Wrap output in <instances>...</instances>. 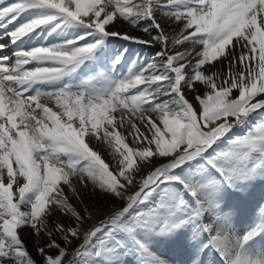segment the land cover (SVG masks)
I'll return each mask as SVG.
<instances>
[{
	"label": "snow or ice",
	"instance_id": "6c2138e0",
	"mask_svg": "<svg viewBox=\"0 0 264 264\" xmlns=\"http://www.w3.org/2000/svg\"><path fill=\"white\" fill-rule=\"evenodd\" d=\"M0 40V264H264V0H0Z\"/></svg>",
	"mask_w": 264,
	"mask_h": 264
},
{
	"label": "bare ground",
	"instance_id": "6f19581e",
	"mask_svg": "<svg viewBox=\"0 0 264 264\" xmlns=\"http://www.w3.org/2000/svg\"><path fill=\"white\" fill-rule=\"evenodd\" d=\"M137 35H141V33L137 32ZM7 40H0V43H3ZM115 46L117 48H120L121 46L128 47L129 48V53L130 55H140L143 58H148L154 54V49L148 48V47H142L136 44H129L128 42L124 41H119L116 40L114 41ZM4 52L10 54L12 52V48H6ZM3 54V53H0ZM235 95V93H234ZM191 99V96H189ZM100 146V145H99ZM98 146V147H99ZM100 148V147H99ZM102 156L107 160H110V157L107 155V152L103 151L102 148H100ZM86 202L89 203H95L98 207L103 206L104 208L108 207V202L107 201H101L99 199L93 200L91 197H85ZM248 203V202H247ZM250 208L254 210L255 206L258 204H264V193L260 197H256L255 195H252L250 197ZM247 207V206H246ZM250 209L249 213L252 211ZM249 217L248 215L245 216V222L247 223ZM26 245L31 252V254L39 259L37 256L35 244L40 243L43 244L45 241H37L35 239L34 235H29L28 232H25L22 237ZM161 254H163L169 261L170 264H194V258L191 251L187 248H185L182 244L180 243H175V244H162L160 247ZM202 260L207 264L209 260L214 261V264H222L221 260L219 257L215 254L212 253L211 255L205 254L202 257Z\"/></svg>",
	"mask_w": 264,
	"mask_h": 264
},
{
	"label": "rangeland",
	"instance_id": "374dc122",
	"mask_svg": "<svg viewBox=\"0 0 264 264\" xmlns=\"http://www.w3.org/2000/svg\"><path fill=\"white\" fill-rule=\"evenodd\" d=\"M3 43H5V44H7L8 43V41H5V42H3ZM201 90H203V89H201ZM100 148H102V150L103 151H105V152H107L105 149H104V146L103 145H100L99 146ZM105 159V158H104ZM111 159V158H110ZM105 161L106 162H109L110 160H106L105 159ZM264 193V184H259L255 189H254V191L252 192V195H255L256 197H260V196H262V194ZM251 195V196H252ZM74 203H75V201H73ZM248 202V203H247ZM246 202V204H245V207L247 208V210H248V212L250 211V205H251V203H250V198H249V200ZM258 205H262V204H258ZM262 206H264V204L262 205ZM255 209H257V206H255L254 207ZM254 209V210H255ZM252 210V209H251ZM246 223V222H245Z\"/></svg>",
	"mask_w": 264,
	"mask_h": 264
}]
</instances>
